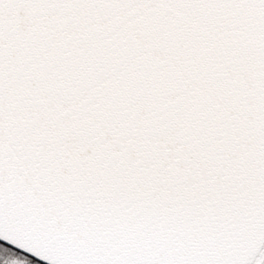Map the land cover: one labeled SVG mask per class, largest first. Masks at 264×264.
I'll list each match as a JSON object with an SVG mask.
<instances>
[{"label":"snow or ice","instance_id":"1","mask_svg":"<svg viewBox=\"0 0 264 264\" xmlns=\"http://www.w3.org/2000/svg\"><path fill=\"white\" fill-rule=\"evenodd\" d=\"M0 264H264V0H0Z\"/></svg>","mask_w":264,"mask_h":264}]
</instances>
